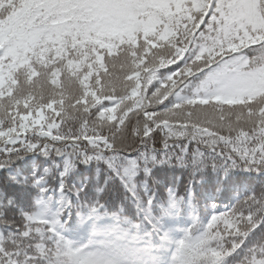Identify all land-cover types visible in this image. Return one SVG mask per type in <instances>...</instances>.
<instances>
[{"label": "snow or ice", "instance_id": "snow-or-ice-1", "mask_svg": "<svg viewBox=\"0 0 264 264\" xmlns=\"http://www.w3.org/2000/svg\"><path fill=\"white\" fill-rule=\"evenodd\" d=\"M18 160L43 170L9 177L36 189L30 211L0 193V264H126L90 246L137 239L118 224L94 223L86 245L62 235L83 191L64 177L80 164L103 176L81 221L104 215L110 184L137 201L136 177L157 165L186 169L189 184L209 168L264 176V0H0V168ZM138 202L148 219L155 194ZM182 202L169 189L161 203ZM217 213L175 242L174 264H264V183Z\"/></svg>", "mask_w": 264, "mask_h": 264}, {"label": "trees", "instance_id": "trees-1", "mask_svg": "<svg viewBox=\"0 0 264 264\" xmlns=\"http://www.w3.org/2000/svg\"><path fill=\"white\" fill-rule=\"evenodd\" d=\"M153 146L150 142L148 150L150 151ZM155 147L160 148L162 145L157 142ZM193 147L195 146L193 145ZM25 159L35 160V157L29 156ZM40 159L45 158L41 157ZM58 162L59 158L53 156L48 159V163L43 167L50 168ZM22 163L23 161L18 160L10 167L0 170V193L6 197H15L16 203L22 209L30 211L37 201L36 189L34 187L26 188L22 183H14L9 177L15 175L19 181H23L43 169L39 165H34L23 170L20 168ZM97 177L103 179L100 170L95 165L85 166L83 164L76 166L65 175L64 183L68 188H82L83 191L80 192L79 198L74 191L70 194L69 199L72 207L70 210L61 213L63 229L68 228L72 232H82L83 228H87L89 231L87 235L84 234L83 239L92 241L94 223L101 225L118 224L122 232L130 233L137 239L135 241L115 240L106 244L102 238H96L93 241V247L103 249L109 254H118L126 261V264H131V259L130 251L124 248V244L129 243L134 252L145 254L152 261H164L165 256L162 247L165 243L160 239L163 233L169 235L175 246V242L182 239L197 220L201 223L210 221L211 215H219L217 212L231 208L236 204L238 198L247 196L253 189L264 183V176L254 172L235 169L229 175L224 176L209 168L198 174L196 180L189 184V172L186 169L175 163L157 165L152 168L151 177H146L143 172H140L136 177L137 201H134L127 190L119 184H110L103 194L104 215L98 221H81L79 210L82 203L94 200L99 194L98 189L94 186L97 183ZM47 179L50 187L59 188L60 177L54 169ZM153 180L159 181V184H154ZM169 189L177 192L183 198V202L178 210L167 213L163 210L161 202L163 200L166 203L167 190ZM146 192L155 194V202L150 209L148 219H145L148 213L141 208L138 202L139 197L144 196ZM49 207L51 208V206ZM58 207L59 205L56 206V208ZM56 208L52 210L55 211ZM14 214V211L7 213L9 218ZM217 225L223 230L222 221H218ZM64 238L67 239L65 236ZM242 258L243 254L241 253V255L229 259L231 264H238ZM174 260L175 254L169 264H174Z\"/></svg>", "mask_w": 264, "mask_h": 264}, {"label": "rangeland", "instance_id": "rangeland-1", "mask_svg": "<svg viewBox=\"0 0 264 264\" xmlns=\"http://www.w3.org/2000/svg\"><path fill=\"white\" fill-rule=\"evenodd\" d=\"M29 135H30V133H29ZM1 169H3V168H0V170H1ZM140 261H141V260H136L137 263L140 262Z\"/></svg>", "mask_w": 264, "mask_h": 264}]
</instances>
